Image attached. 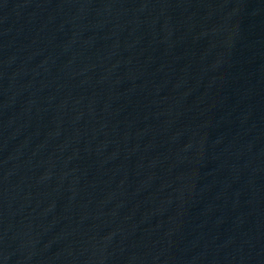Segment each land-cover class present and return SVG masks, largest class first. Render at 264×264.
<instances>
[{
    "label": "water",
    "instance_id": "obj_1",
    "mask_svg": "<svg viewBox=\"0 0 264 264\" xmlns=\"http://www.w3.org/2000/svg\"><path fill=\"white\" fill-rule=\"evenodd\" d=\"M83 264H264V0H66Z\"/></svg>",
    "mask_w": 264,
    "mask_h": 264
}]
</instances>
